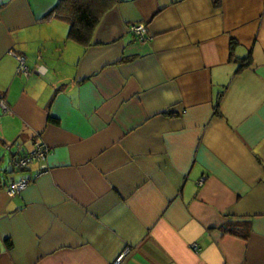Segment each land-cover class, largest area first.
Here are the masks:
<instances>
[{"label": "crops", "instance_id": "crops-1", "mask_svg": "<svg viewBox=\"0 0 264 264\" xmlns=\"http://www.w3.org/2000/svg\"><path fill=\"white\" fill-rule=\"evenodd\" d=\"M62 1L0 0L8 164L51 151L0 171V264H264V0H117L89 47Z\"/></svg>", "mask_w": 264, "mask_h": 264}, {"label": "trees", "instance_id": "trees-1", "mask_svg": "<svg viewBox=\"0 0 264 264\" xmlns=\"http://www.w3.org/2000/svg\"><path fill=\"white\" fill-rule=\"evenodd\" d=\"M116 3L117 0H63L47 17L56 14L68 22L71 26L69 40L89 47L92 45L94 31ZM0 144L3 145L1 140ZM3 172L7 174L6 170ZM246 223L249 226L250 222Z\"/></svg>", "mask_w": 264, "mask_h": 264}, {"label": "built area", "instance_id": "built-area-1", "mask_svg": "<svg viewBox=\"0 0 264 264\" xmlns=\"http://www.w3.org/2000/svg\"><path fill=\"white\" fill-rule=\"evenodd\" d=\"M131 32L135 34V36L141 40L146 41L147 38V27L144 24H133L131 25ZM13 57L16 58L20 64H21V72H28V69L25 67L26 59L25 57H22L20 55L12 53ZM3 107V110L6 112L8 110V107L6 104L1 105ZM50 149L47 147L43 142H37L35 144V150L30 153L26 154L20 158H16L13 161L14 168L19 171H26L31 165L34 163H42L44 165L47 164V161L50 156ZM47 170V166L42 169L41 173L45 172ZM31 177H26L21 179L20 181H14L12 182L8 187V194L9 196L13 197L16 195L21 194L23 191H25L29 185L32 183ZM204 180V179H203ZM203 181H201V184ZM199 245L196 244L193 246V249L195 251H199ZM131 247L127 248L113 264H123L125 258L128 254L131 252Z\"/></svg>", "mask_w": 264, "mask_h": 264}, {"label": "rangeland", "instance_id": "rangeland-1", "mask_svg": "<svg viewBox=\"0 0 264 264\" xmlns=\"http://www.w3.org/2000/svg\"><path fill=\"white\" fill-rule=\"evenodd\" d=\"M11 158L12 156L10 152L6 149V146L0 144V159L2 161V163L0 164V171H4L7 169V167L9 166L8 163L11 162ZM4 182H6V180H4Z\"/></svg>", "mask_w": 264, "mask_h": 264}, {"label": "water", "instance_id": "water-1", "mask_svg": "<svg viewBox=\"0 0 264 264\" xmlns=\"http://www.w3.org/2000/svg\"><path fill=\"white\" fill-rule=\"evenodd\" d=\"M0 162H1V159H0ZM13 169H14V165L13 164H10L7 167V169H6V173H8V174L12 173Z\"/></svg>", "mask_w": 264, "mask_h": 264}]
</instances>
